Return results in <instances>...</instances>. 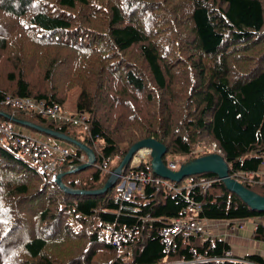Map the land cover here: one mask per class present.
<instances>
[{"label":"trees","instance_id":"16d2710c","mask_svg":"<svg viewBox=\"0 0 264 264\" xmlns=\"http://www.w3.org/2000/svg\"><path fill=\"white\" fill-rule=\"evenodd\" d=\"M74 89L85 117L78 125L4 102L29 97L61 109ZM9 117L93 150L94 163L72 171L84 163L72 144L59 165L71 189L102 188L129 148L150 137L165 145L167 166L169 154L185 162L214 145L231 177L255 174L264 163V0H0V121L20 125ZM189 177L178 193L149 182L124 197L121 178L102 193H71L0 146V264H264L200 234L177 236L166 250L161 230L185 215L187 198L203 221L259 219L252 237L264 241V211L213 172ZM240 182L264 195L257 177ZM109 228L131 229L128 260Z\"/></svg>","mask_w":264,"mask_h":264},{"label":"built area","instance_id":"2783aa9c","mask_svg":"<svg viewBox=\"0 0 264 264\" xmlns=\"http://www.w3.org/2000/svg\"><path fill=\"white\" fill-rule=\"evenodd\" d=\"M5 103L14 106L20 107L23 109L30 110L34 113L45 116L49 119L62 122H70L72 124L84 123V115L82 113L72 117V115H65L61 113L60 108L56 104L46 103L43 100H33L29 97H12L8 96L5 100ZM14 124L11 122H1L0 121V146L4 149L10 151L22 153L27 156L30 161L37 165L39 170L44 172L48 180L52 183H57L60 178V173L58 172L59 165L62 164V160L65 156L71 154L74 149L60 150L58 142L54 140L41 141L26 134H21L15 130ZM141 155H137L136 159L129 162V169H134L136 175L132 178L125 179L122 189L123 196L128 197L132 191L141 189L146 183L157 182L168 188L173 193H178L181 191V187L174 185L172 181L168 179H163L154 177L151 168L149 170L140 169L141 164L145 161L151 159L149 148L142 150ZM138 153V152H137ZM136 153V154H137ZM94 153L90 156V160L87 154L80 155L81 161H90L94 162ZM178 164L175 161H171L168 164V168L172 170L177 169ZM79 169V165L71 166L70 170L74 171ZM124 173V172H122ZM121 173V174H122ZM208 184V181L206 182ZM192 182L189 181L185 186H191ZM188 199V198H187ZM191 205V211L183 216H178L173 218L169 224L161 230V239L165 244L166 250H170L174 245V240L177 236L189 237L194 234H200L201 237L204 233L207 234L202 228L201 221L206 222L205 220H200L197 215L201 209V205L195 200L188 199ZM111 235V242L117 246L119 253L125 254L126 241L128 236L131 234V229H122L115 230L113 228L107 229ZM209 238V237H208ZM212 242L214 239L209 238ZM195 261H176L173 263L165 264H193Z\"/></svg>","mask_w":264,"mask_h":264},{"label":"water","instance_id":"95a60500","mask_svg":"<svg viewBox=\"0 0 264 264\" xmlns=\"http://www.w3.org/2000/svg\"><path fill=\"white\" fill-rule=\"evenodd\" d=\"M10 120L24 126H28L34 128L40 132H44L47 135H50L54 138L65 139L72 144L79 146L84 152L87 154L89 160L90 156L93 154V150L88 146L80 143L77 140L71 139L68 136L51 130L49 128H44L36 124L29 123L27 121L17 120L15 118L9 117ZM147 147L151 149V159H150V168L152 172L163 179H168L173 182H180L183 178L200 174L204 172H213L218 178L225 184V187L231 192L236 193L243 202H245L252 209H257L259 211H264V195H260L251 189L244 186L241 182L231 177L228 172V165L225 161L224 157L218 152L208 153L202 156L190 158L187 161L179 164V168L176 170H172L167 167V165L163 162V155L166 153L167 149L165 145L154 138H144L136 143H134L123 159L120 161L119 165L111 172L109 178L105 182L104 186L95 190H80V189H71L65 186L62 181L60 174V178L57 181V184L61 186L64 190L71 193H89V194H97L105 192L108 188L112 187L115 183L116 178L120 175L123 170L128 166L129 161L132 155L140 148ZM90 161L83 163L79 168H83L85 166L91 165Z\"/></svg>","mask_w":264,"mask_h":264},{"label":"rangeland","instance_id":"374dc122","mask_svg":"<svg viewBox=\"0 0 264 264\" xmlns=\"http://www.w3.org/2000/svg\"><path fill=\"white\" fill-rule=\"evenodd\" d=\"M77 91L78 90H76V89H74V90H72V91H69V93H68V96H67V99L65 100V102L63 103V105H62V107H61V109H60V111H61V113H63V114H65V115H72V114H75V115H77L78 113H77V111H76V95H77ZM15 126H14V128H15V130L16 131H18L19 133H21V134H26V135H28V136H31L32 138H35V139H38V140H41V141H45L46 139H45V137H44V135H42V134H40V133H37V132H34V131H32V130H30V129H28L27 127H25V126H23V125H16V124H14ZM76 125H78V124H76ZM49 139H52V140H54L55 142H58V144H59V149L60 150H63L64 148L65 149H67L68 151L71 149H73L74 147H73V145H72V143L71 142H69V141H63V140H61V139H55L54 137H48ZM100 145V142L99 141H97V142H95V144H94V149H97L98 148V146ZM214 145H212V146H210V150L213 152H217L215 149H214V147H213ZM149 150L151 151V149L149 148ZM137 152V151H136ZM136 152L132 155V157H131V159H130V161L129 162H131L133 159L135 160L136 159V157H137V154H136ZM201 152H203L202 151V149L201 148H198V149H196V151H195V154H197V153H201ZM219 153V152H218ZM25 161H27L30 165H32L33 167H35V168H37L38 170H39V168H38V166L37 165H35V164H33L31 161H30V159L27 157V156H25L24 154H22V153H18ZM196 157V156H195ZM94 159H95V156H94ZM119 159H120V157L118 156V155H116V156H114L113 158H110L109 159V164H108V167H110V168H112V170L115 168L114 166H115V164H116V162L117 161H119ZM167 159H168V164L171 162V161H175L178 165L180 164V163H182L183 161H184V159L185 158H183V156L182 155H174V156H172V155H168L167 156ZM85 162V161H84ZM179 168V167H178ZM258 178V180H259V182H264V163L259 167V170L255 173V174H251V175H248V174H241L240 172H236L235 173V175H234V177L233 178H237L238 179V181L240 182V181H247V182H254V180H255V178ZM119 178H121V176L119 177ZM190 179V177L189 176H187V177H185V178H183V180L181 181V183L178 185L179 187H185L187 184H188V182L190 181L189 180ZM236 179V180H237ZM179 183V182H178ZM173 193V192H172ZM211 224H214V222H211V221H206V222H202L201 221V225H202V228H203V230L205 231V232H209L210 230V228L212 229V228H214L215 226H212ZM77 228V227H76ZM75 228V229H76ZM79 229V228H78ZM77 229V230H78ZM102 231V230H101ZM100 231V232H101ZM206 233H204L203 235H202V237H201V239L203 238V239H209L208 237H206V235H205ZM102 238V237H101ZM124 256H125V260H128V255L126 256V254H124ZM200 260V259H199ZM202 260V259H201ZM188 264H190V263H188Z\"/></svg>","mask_w":264,"mask_h":264},{"label":"crops","instance_id":"0c3cea01","mask_svg":"<svg viewBox=\"0 0 264 264\" xmlns=\"http://www.w3.org/2000/svg\"><path fill=\"white\" fill-rule=\"evenodd\" d=\"M74 149V148H73ZM259 219H239L231 222L216 221L207 232L206 237L222 239L230 245L231 254L242 257L247 254H259L264 258V241L255 240L252 237Z\"/></svg>","mask_w":264,"mask_h":264},{"label":"bare ground","instance_id":"6f19581e","mask_svg":"<svg viewBox=\"0 0 264 264\" xmlns=\"http://www.w3.org/2000/svg\"><path fill=\"white\" fill-rule=\"evenodd\" d=\"M145 148H147V147H142V148H140V149H138L137 150V155H141L142 153H143V149H145ZM136 175V172L135 171H133V169L131 170H129V171H127L126 173H122V174H120V175H118V177L116 178V180H115V182L119 179V177L121 176V179H122V184H121V187L123 186V183H124V181H125V179H127V178H132V177H134ZM115 184V183H114ZM188 200V199H187ZM191 211V205H190V203L188 202V204H187V206L185 207V209H184V213H185V215L186 214H188L189 212Z\"/></svg>","mask_w":264,"mask_h":264},{"label":"clouds","instance_id":"9594fccd","mask_svg":"<svg viewBox=\"0 0 264 264\" xmlns=\"http://www.w3.org/2000/svg\"><path fill=\"white\" fill-rule=\"evenodd\" d=\"M93 153H94V152H93ZM84 154H86V153L84 152ZM94 161H95V160H94ZM84 163H85V162H84ZM93 163H94V162H93ZM93 163H92V164H93Z\"/></svg>","mask_w":264,"mask_h":264}]
</instances>
